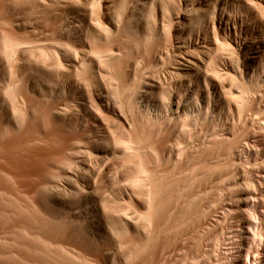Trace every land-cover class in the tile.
Instances as JSON below:
<instances>
[{"label": "rangeland", "instance_id": "374dc122", "mask_svg": "<svg viewBox=\"0 0 264 264\" xmlns=\"http://www.w3.org/2000/svg\"><path fill=\"white\" fill-rule=\"evenodd\" d=\"M40 1L0 0V264H247L248 257H254L253 262H256L257 258L264 257V212L262 213V210L264 211V141L262 144L257 145L254 139L251 140L248 136L256 133V140L257 138H261V140L264 138L262 129L263 134L260 133L259 127H255L258 126L256 119L253 121V123L256 121L254 126L246 125V122L243 125L241 124L242 122L239 123L238 120L234 119L235 115H230L232 114L231 111L227 113V110L230 109L229 102L226 105L224 103L223 106L221 103L211 101L209 106H199V103H202V99L197 97L196 94L192 97L193 101L187 100L191 101V105L186 102V104L189 103V107L185 104L186 109L191 111L189 116H182V119H176L177 121H171V118L168 119L166 116L168 114L171 115V109H173L172 101L170 100L171 103H169L170 101L168 100L169 95L166 96L162 92L149 93L148 95L144 93L143 87L151 79V76L153 78L157 73L166 74L172 71L173 61L166 59L167 56L169 57V55L166 56L167 53L162 54V51L165 53L170 51L171 48L173 49V47L170 48L171 43H173L172 27H167L166 30L170 31L165 32V34L164 29L158 32V36L154 33L157 36L156 38L153 35L156 43H153L154 47L150 45L149 54L146 53L148 52V46L144 47L142 43L141 46L136 42L140 47L138 49L134 41H140L134 39L136 35L134 36L130 33V37H125L129 32L123 28V22L128 16L126 13L131 10V0L125 5L127 7V4H129V9L128 7L125 8L128 11L117 4L116 12H114V9L112 13H115L114 16L118 15L117 11H120L119 9L121 8L127 11L121 15L122 17L125 14L126 17L123 16L125 19L122 18L124 21L121 20L119 15L115 17V19L120 18L116 20L123 21L121 26L123 29L120 28L119 30L120 34L116 30L113 32L116 31L117 33L112 32L113 35L110 33L111 30L108 31L111 34L110 40L94 35L96 39H100L99 42L101 40L103 43L107 41L106 43L108 44L102 45V42H97L90 32L86 33L84 31L85 35L83 34L82 37L79 35L81 38L91 35L94 40L88 38V42L93 41L92 45L89 43V48L93 47L90 51L94 49L91 51L93 52V57L97 62L103 63V66L100 67L101 65L97 63L98 66L94 64L96 65L95 67L92 65V67L87 68L85 66L88 63H84L85 65L83 64L78 69L74 68L70 71L69 65L71 63L68 61L73 58L71 57L72 51V56L75 57L74 53L77 54V50L75 52L74 50L77 47L81 49L80 45L77 44L78 42H75L76 40L79 41V36L75 35L70 38L69 36H64V30L62 32V29L65 28H62L63 25L60 26L59 21L62 22L64 19H68L66 22L71 23L69 21L74 19L69 25H77L75 27H78L79 24L80 27V20L77 17L74 18V13L72 12L61 14L60 16L61 11L58 10L62 4L60 2L57 3V1L61 0H45L48 2L47 9ZM175 1L177 2V0ZM179 2H182V0ZM99 3L93 4L96 5L94 7L91 5L94 12L96 11V16H100L97 15V13L100 14V11H97V5L100 8L98 10H101ZM95 7L96 9H94ZM261 10L264 11V8H261L260 12H262ZM51 13H54V15L56 13V15L54 16ZM261 14L264 15V12ZM56 17H59V19ZM155 19L153 17L152 20V25L154 26L157 23V21L154 22ZM76 20L79 21L77 22ZM19 23L26 25L23 26ZM68 23H66L67 26ZM99 24L102 25L101 22ZM34 29L37 33L32 31ZM124 31L128 34L125 33L123 35ZM131 35L134 37H131ZM67 38L69 39L67 40ZM73 38L76 39L73 41ZM139 38L140 40L143 39ZM112 39H116L113 44L109 43V41L113 42ZM67 41L70 43H67ZM157 42H160V44ZM63 43L70 45L66 46V48L68 47L66 51ZM72 43L77 44L76 46L74 45L76 48L72 47ZM118 43H121L124 47L120 46V44L118 45ZM58 44L60 47L63 44V48L58 49ZM127 44L129 45L127 46ZM117 45L122 47V50L126 47L127 57L130 54V58L138 65L137 72L134 70L129 71L124 63V66L122 65L123 67H121V62H112L113 64L109 62L111 64H108L105 61V59H109V54L111 55L116 50ZM134 46L137 48L135 52ZM129 47H132L131 50L133 49V51H130ZM72 48L75 49L72 50ZM142 48H147L144 51L145 54ZM151 49L154 50V53ZM172 49L171 53L173 54ZM139 50L141 51L139 52L140 55H144V57H140L139 53L137 54ZM159 53L164 55L162 57H165L167 63L157 57V55H160ZM171 53L168 52L170 55ZM105 54L106 57L104 56ZM152 54L153 58L156 59L157 57V65L155 59L151 60ZM98 55L99 57H96ZM100 59L102 60L100 61ZM169 61H171L170 64L173 63L171 66ZM102 68H106L107 71H101ZM123 68L127 70L125 74ZM99 70L102 74L98 72ZM126 72L130 74L127 77L125 76ZM220 74L218 72L216 75L220 80H223L224 76L222 75L221 78ZM133 75L135 78H133ZM129 76L132 77L129 79ZM191 78V80L189 78L182 79L183 83L179 79L180 81L175 82L171 89L175 88V92L178 90L180 92L182 88L181 92L183 91L182 95L184 96L186 94V86L189 84L197 86L198 77ZM200 79L202 81L201 84L205 86V81L202 78ZM226 80H223L224 84L230 83H227L229 80ZM142 81L145 83H142ZM233 84L236 83L233 82ZM249 84L248 88L251 86ZM252 85L249 88L250 90L246 87L247 85H245L247 89L245 88L244 90L243 88L241 90H244L245 93L248 90L247 93H251L250 99L252 98V102L249 104L244 99L246 103L244 102L245 105L243 103V111L244 113H252L255 118L257 110L254 111V106H256V103H252L253 101L256 102L254 98L257 96L256 92L258 91L259 93V88H257L255 82ZM241 86L243 87V85ZM241 86L238 85L240 88ZM255 87L257 90L254 91ZM47 88H50V90L48 91ZM166 88V92L168 90L171 91L170 86ZM42 90L45 92H43L44 94ZM17 91L24 96L21 94V96H18ZM46 92L48 93L47 96ZM49 94H51V97ZM160 94L162 97H168V99L165 98V101H163L164 98L162 99ZM249 94L246 95L248 96ZM99 96L107 100L109 98L112 103L115 102L114 104L123 111L124 115L129 117L126 119H129L130 123L118 119L109 108L107 109L106 107L105 109L104 104L98 100ZM197 98L200 102L196 101ZM194 101L196 102L193 103ZM167 103L170 105H167ZM250 105L254 106L250 107ZM168 106L172 108L170 109ZM196 106H199V110ZM220 106H223V109L219 108ZM62 107L63 111H61L66 113L64 115H67L66 121L59 120L58 122L55 113L60 112ZM167 107L168 109H166ZM206 107H211L210 110L213 112L210 110L208 112ZM159 109L164 110V112L167 110L165 118L164 116L161 118L163 122H160L161 119H152L150 121L142 119L144 118L141 116L143 111L144 113L156 114ZM200 111L203 115H200ZM204 114L206 115L204 116ZM258 115L259 113L257 117ZM260 116H262V113ZM152 117L155 118L156 116L152 115ZM198 117L200 118L198 119ZM230 117L233 118L232 122ZM68 119L72 124H69ZM82 123L85 126L86 123L87 125L89 124L92 129L90 128L86 132L83 130ZM237 124L240 125L237 126ZM213 134H218L219 137L222 135V139L211 142L210 139H212ZM245 140L250 142L249 146H259L258 150L260 149V152L258 151L259 154L253 152L251 155L246 152L244 158L241 159L242 163L240 165V158L236 154L233 155L235 150L232 148L238 144L243 146L246 144L244 143L246 142ZM74 143L78 144V146L75 147ZM177 143L178 145H176ZM161 145L165 147L160 148ZM167 146H169L168 148L181 146L180 148L185 149L183 161L180 160V163L177 162V164L173 162L177 160H169L167 153L165 154V149L168 150ZM186 146H188V149H186ZM123 148L126 151L130 150L127 152V156L123 152ZM120 149L123 150L120 151ZM84 151H87L88 155L86 153L85 155L80 154ZM91 151L94 154L93 156L91 155L92 153L90 154ZM189 151H194V153L192 154ZM186 152L189 153L186 154ZM156 153L160 155L158 156ZM95 155L99 157L103 155L101 157L105 158L101 159L100 157L97 159ZM122 155L125 157H122ZM80 156L82 157L79 158ZM83 157L86 158L87 168H84L85 166L82 164V162H86ZM110 157L111 160L109 161ZM243 162L247 163V166L253 167V169H248L247 166H244L247 171H252L251 173L248 172V174L245 171L243 172L245 174H242L240 172L239 168L243 167ZM91 166L97 169L93 167L95 170H92ZM65 168L70 171L71 178L67 177V171L63 170ZM87 169L91 171H87ZM140 170L144 171L141 172ZM166 170H171V173H173L172 178L165 176L164 171ZM151 173H160V176L164 175L159 177V175H150ZM220 173L223 175H220ZM227 175L231 179L237 175L244 182L247 180L251 187H255L254 189L249 187V189L257 190L256 193L259 200L255 198L254 201H258L262 206L259 213H256L253 208L244 207L242 204L240 193L246 187L248 188L249 185L245 186L247 183L241 182L244 187H239L240 184L235 187L234 185L240 182L238 180L235 182V178H233L234 182L231 180V183ZM222 176L225 179L226 177L228 178V180L226 179L227 182L224 179L221 182L219 177L222 178ZM260 177L262 178L260 179ZM142 180L143 182H141ZM138 187L141 191L138 190ZM238 188L239 190L236 192ZM236 193L239 194L236 195ZM150 198L151 200H149ZM238 204L241 205L239 206ZM253 204L254 202H252ZM98 207L100 216L103 218L102 226L113 227L111 236L104 234L95 238L90 233L88 235L87 230L89 228L85 217L92 213L91 211L94 208ZM245 209L247 210L245 211ZM102 210L104 213H102ZM243 211H251V213H248L254 216V220L259 219V222L256 221L260 225L258 231L250 229L252 233L245 229V227H249L246 223L250 216ZM137 214L140 215L138 216ZM122 216L124 217L122 218ZM120 217L124 223L120 220ZM112 222L114 223L111 224ZM245 230L249 233L247 234ZM255 231L257 232L255 233ZM256 254L258 255L257 258ZM257 261L260 260L257 259Z\"/></svg>", "mask_w": 264, "mask_h": 264}, {"label": "bare ground", "instance_id": "6f19581e", "mask_svg": "<svg viewBox=\"0 0 264 264\" xmlns=\"http://www.w3.org/2000/svg\"><path fill=\"white\" fill-rule=\"evenodd\" d=\"M38 1V0H37ZM56 1V0H55ZM132 1V6H130L131 7V10L129 11V12H127L128 10L127 9H125V8H127L128 7V9H129V4H127V7L125 6L126 5V3L127 2H130V0H61V1H57V3L58 2H60L62 5L59 7V10L58 11H61L60 12V16H61V14L63 15V14H65V13H74V18L75 17H77L79 20H76L77 22L79 21L80 23H81V26L79 27V24H78V27H75V26H77V25H75V26H70L71 25V23H72V21L74 20V19H72L71 18V16H70V18L72 19V21H69V22H71V23H68V22H66V21H68V19H64V18H62V19H64L62 22L61 21H59L60 22V26H62L63 25V27L62 28H65V29H62V32H63V30H64V32H63V35L64 36H66V37H68L69 36V38L72 36H79V35H81V37H82V35L84 34V31H86V33L88 32H90V33H92V36L93 37H98V36H100L101 38H108L109 40L111 39V34L113 35V33H115L116 31L118 32V34H120L119 33V30H120V28H122L121 26H122V22L124 21L123 19H125V14L123 15V16H125V17H121V15H122V13H126V15H128L127 17H126V20H125V22H123V28H125V31H127V32H129V34L128 33H126L125 31H124V33H122L123 35H125V33L126 34H128V35H125V37H127V36H129L130 37V33L131 34H133L134 36L136 35V37H134V36H132L131 35V37H134V39L135 40H139L140 42H138V41H134V39L132 38V40L135 42V44H136V42L138 43V45H141V43L143 44V46L145 47V46H148L147 48H148V52H146V53H150V50H149V48L151 47V46H153L154 44V42H155V37L157 38V34H159L158 32H161L163 29H164V34H165V32H167L168 30H166L167 29V27H169V28H171L172 29V32H173V34H172V36H173V43H171V45H170V48L171 47H173V49H172V52H173V54L171 53V49H170V51H167V52H165L166 50H167V48H166V50L164 51L165 53H163V51H162V54H166V56L167 55H169V57L167 56V60L169 59V60H172L173 61V67H171L172 68V71L170 72L169 71V73L167 72L166 74H159V73H157V75H154V77L152 78V76L150 77L151 79H149L146 83L145 82H143L142 81V83H145L144 84V87H143V89H144V93L145 94H148L149 95V93H165L166 94V96H168L169 97V99H168V97L166 98V97H162L161 96V94H160V96L162 97V99L164 98V100L163 101H165V98L166 99H168L169 101L171 100L172 101V104H173V109H171L172 107L171 106H168V107H170V109H171V115H169L168 114V116H166V117H168V119H170L171 118V121L173 120H175V121H177V120H179L182 116H189V113L191 114V111H188L187 109H186V105H187V107H189L188 105H189V103H190V105H191V101L189 102V101H187V100H192V97H194L193 95L194 94H196L197 95V97H201V101H202V103H199L200 105L199 106H209L210 104H211V101L212 102H217V103H221V104H223V106H224V103H225V105H226V103L227 102H229L228 104H229V110H227V113H228V111H229V113H230V111H231V113L232 114H230V115H232V116H234V119L235 120H238V122L240 123V122H242L241 124H243V125H247V124H250V125H255L256 124V121L258 122L257 123V125L258 126H255V127H259L260 128V131H261V129H262V131H263V133H264V113H263V111H264V15L263 14H261V13H263L264 11L263 10H261L262 12H260V9L262 8H264V0H182V2H179L178 0H177V2L175 1V0H131ZM41 2V4H43V6H45V9H47L46 7H48V2L47 1H43V0H41L40 1ZM96 2H100L99 4H100V6H101V10H98V9H100V8H98L99 6L97 5V11H100V14H98L97 13V15H100V16H96L95 15V13H96V11L94 12V10H93V8L92 7H94V6H96V5H93V4H95ZM55 3V2H54ZM60 3H59V5H60ZM51 4H53V3H51ZM56 4V3H55ZM119 5V6H121V7H123V9L124 10H127V11H124L122 8V11H121V9H119L120 11H117L118 12V15H119V17L121 18V20H123L122 22H120L119 20H116V19H120V18H116L115 19V17H117L118 15L116 14V16H114V14H112L113 13V10L116 8V5ZM38 5H40L39 3H38ZM58 5V4H57ZM91 5H93L92 7H91ZM53 6H54V4H53ZM56 7V6H55ZM41 8H42V6H41ZM120 8V7H119ZM43 9V8H42ZM50 9H52L51 7H50ZM56 9H58V8H56ZM94 9H96V7L94 8ZM49 10V9H48ZM47 10V11H48ZM118 10V9H117ZM114 12H116V9L114 10ZM120 12V13H119ZM47 13V12H46ZM50 13V12H49ZM56 13H58V12H56ZM56 13H55V15H56ZM52 14V13H51ZM52 15H54V13L52 14ZM54 15V16H55ZM59 16V17H60ZM155 17L156 19H155V21L154 22H156L157 21V23L155 24V26L154 25H152V20H153V17ZM59 17L57 18V19H59ZM64 17V16H63ZM67 17V16H66ZM65 17V18H66ZM68 17H69V15H68ZM73 17V16H72ZM97 17V18H96ZM123 18V19H122ZM98 19V20H97ZM18 21V20H17ZM120 23H119V22ZM19 22V21H18ZM99 22H101L102 23V25L101 24H99ZM154 22H153V24H154ZM24 23V22H23ZM62 23V24H61ZM66 23H68V26H67V24ZM18 24V23H17ZM16 24V25H17ZM19 24H22V23H19ZM70 24V25H69ZM23 25V24H22ZM26 24H24L23 26H25ZM17 26H19V25H17ZM64 26H66V27H64ZM111 26V27H110ZM27 27V26H26ZM122 28V29H123ZM168 28V29H169ZM60 29V30H61ZM14 30V29H13ZM111 30V31H110ZM114 30H116L115 32H113ZM33 32H36L37 33V31H35V29L34 30H32ZM108 31H110V33L108 32ZM170 31V30H169ZM168 31V32H169ZM108 32V33H107ZM113 32V33H112ZM116 32V33H117ZM122 32V31H121ZM59 33H61L60 31H59ZM79 33H81V34H79ZM154 33H156V35L157 36H155L154 35ZM62 34V33H61ZM78 34V35H77ZM32 35V34H31ZM85 35V34H84ZM95 35V36H94ZM122 35V36H123ZM153 35L155 36V37H153ZM116 36V35H115ZM171 36V37H172ZM47 37V36H46ZM80 36H79V38H78V40L79 41H75V42H78L77 44L78 45H80L79 47H81V49H79L78 47H77V49H75L76 47V45L77 44H73L72 45V47H75V48H72V50H74V52L77 50V54L76 53H74L75 54V57L74 56H72L73 55V51H72V55H71V57H73L70 61H68L69 63H71V65H69V67L71 68V70L70 71H72V69H74V68H79L80 66H83V64L85 63H88V65H90V66H85V67H92V65H94V64H96L97 65V63H99V65H101L100 67H102L103 66V63L101 64L99 61L97 62V60L93 57V52H91V51H93V50H91L90 51V49H92L93 47H90L89 48V43H90V45H92L91 43L93 42H91V41H89L88 42V38L90 39L91 38V40L93 39L92 37H91V35H89V37L88 36H86L87 37V39H86V37L84 38V36H83V38H81ZM96 37H95V39H96ZM110 37V38H109ZM113 38H117V37H114V36H112ZM138 37H141V38H143V39H141L142 41H144V42H142L141 40H140V38L138 39ZM160 37V36H159ZM167 37H168V35H167ZM69 38H67V40L69 39ZM46 39V38H45ZM58 39V38H57ZM74 39H76V38H73V41H74ZM59 40V39H58ZM62 41H63V39H61ZM60 40V41H61ZM66 40V39H65ZM94 40V39H93ZM99 40L100 39H96V41L97 42H99ZM113 40V42L112 41H109V43H111V44H113L115 41H116V39L114 40V39H112ZM52 41V40H51ZM55 41V40H54ZM60 41H58V42H60ZM61 41V42H62ZM69 41H71V40H69ZM156 41H157V39H156ZM170 41L172 42V40L170 39ZM169 41V42H170ZM13 42V41H12ZM57 42V43H58ZM61 42L59 43V44H61ZM63 42H65V41H63ZM74 42V43H75ZM102 42V40L99 42V43H101ZM107 42V41H106ZM103 43L102 42V45L104 44V45H106V44H108V43ZM5 43H6V41H5ZM57 43H55L56 45H57ZM67 43H70V42H68L67 41ZM65 44V43H63V44H65V48H64V50L66 51V49L68 48H66V46H68L69 44ZM156 43V42H155ZM158 44H160V42H157ZM54 44V45H55ZM59 44H58V49L60 48H63V44L61 45L62 47H60L59 46ZM120 44V46H122L121 45V43H118V45ZM123 44V43H122ZM162 44V43H161ZM165 44V43H164ZM21 45V44H20ZM19 45V46H20ZM55 45V46H56ZM75 45V46H74ZM117 45V47H116V50L114 51V52H112V54L110 55L109 54V59H105V61L106 62H108V64H111L112 62H121L120 64H121V67H123L124 66V64H126V66L128 67V69H129V71H132V70H134L135 72H137V63L135 62V61H133L131 58H130V54L128 55V57H127V54H126V47H125V49L124 50H122V47H124V46H122V47H120V46H118ZM129 44H127V46H128ZM137 44H136V47L138 46ZM151 45V46H150ZM157 45V44H156ZM70 46V45H69ZM111 46V45H110ZM142 46V45H141ZM161 46V45H160ZM160 46H158V47H160ZM135 47V46H134ZM135 47V48H136ZM154 47V46H153ZM166 47V46H165ZM165 47H163V48H165ZM9 48V47H8ZM17 48H18V46H17ZM23 48V47H22ZM107 48V47H106ZM132 48V47H131ZM131 48L129 47V49H130V51H133V49H134V52H135V50H137V48L135 49V48H133L132 50H131ZM147 48H145V49H147ZM163 48H161V49H163ZM80 51H79V50ZM114 49V48H113ZM112 49V50H113ZM128 49V48H127ZM138 49H140V47L138 46ZM143 49V53H144V51H145V49L144 48H142ZM142 49H141V51H142ZM159 49V48H158ZM19 50V49H18ZM18 50H17V52H18ZM70 50V49H69ZM108 50V49H107ZM157 50V49H156ZM156 50H155V52H156ZM25 51V50H24ZM61 51V50H60ZM79 51V52H78ZM130 51H127V52H130ZM140 50L137 52V54L139 53V52H141ZM151 51H153V53H154V50H152L151 49ZM160 53H161V51L160 50H158ZM157 51V52H158ZM16 52V53H17ZM27 52V51H26ZM64 52V51H63ZM106 52V51H105ZM168 52L169 53H171V55L170 54H168ZM61 53H62V51H61ZM130 53H132V52H130ZM159 53V54H160ZM8 54V53H7ZM18 54H19V52H18ZM136 54V53H135ZM145 54V53H144ZM162 54H160L159 56L157 55V57H159V59L160 60H162V61H165V63H167V61H166V59H165V57H162V56H164V55H162ZM13 55V54H12ZM139 55H140V53H139ZM138 55V56H139ZM105 57H106V54L104 55ZM136 56V55H135ZM161 56V57H160ZM13 57V56H12ZM96 57H99V55L98 56H96ZM140 57H144V55H140ZM140 57H138V58H140ZM149 57H151V56H149ZM154 56H153V54H152V59L151 60H153V59H155V58H153ZM157 57H156V59H157ZM144 59V58H143ZM155 59V60H156ZM163 59H165V60H163ZM99 60V59H98ZM102 59H100V61H101ZM146 60H148V59H146ZM155 60H154V62H155ZM109 62H111V63H109ZM150 62V61H149ZM158 62H159V60H158ZM170 62L171 61H169V64H170ZM124 63V64H123ZM159 63H161V62H159ZM84 64V65H85ZM107 64V63H106ZM113 64V63H112ZM118 64V63H117ZM119 64V65H120ZM172 64H170V66L172 65ZM96 65H94V67L96 66ZM123 65V66H122ZM153 65V64H152ZM156 65H157V60H156ZM160 65V64H159ZM165 65V64H164ZM98 66V65H97ZM112 66V65H111ZM169 66V67H170ZM69 68V69H70ZM77 69H75L76 71H77ZM84 69V68H83ZM92 69H96V68H92ZM106 68H102V70L101 71H107V69L105 70ZM74 70V71H75ZM90 70V69H89ZM73 71V72H74ZM92 71V70H91ZM101 71L99 70L98 72H100V74H102L101 73ZM123 71H124V74H125V71H127V70H125L124 68H123ZM93 72V71H92ZM219 72V74H220V72H221V74L219 75L221 78H222V75L224 76V78H222L223 80L224 79H227V80H229V81H227V83L228 82H230V83H228V84H224L223 82V80H220L219 78H218V76L216 75L217 73ZM223 72V73H222ZM127 74L125 75L126 77L128 76V72H126ZM91 74V73H90ZM159 74V75H158ZM93 75H95V74H93ZM130 75V74H129ZM130 77H132V76H129V79H130ZM191 77H198L197 78V80H198V83H196L197 84V86L195 85V84H192V85H188V86H186L187 87V89L185 90V93L186 94H184V96L182 95V92H181V90H182V88L181 87H179V88H181V90H180V92H179V90L177 91V92H175V88L174 89H171V88H173V86L175 85V82H177V81H180V82H182V79H184V78H189L190 80L192 79ZM133 78H135L134 77V75H133ZM195 78V79H196ZM200 78H202L204 81H205V86H203L202 84H201V82L202 81H200L201 79ZM180 79V80H179ZM134 81H136V80H134ZM194 81V80H193ZM197 82V81H196ZM233 82L234 83H236V84H233ZM256 83V85H257V88H259V93H258V91L255 93V92H253L254 94H256L257 96H255V98L257 99H255L254 98V100L256 101V102H254L253 101V103L252 104H254V103H256V106H254V111L255 110H257L256 111V117L254 118V116L255 115H252V113L250 114V112H246V113H244V109H243V107H244V105H245V101H244V99L247 101V102H249V104L252 102V98L250 99V94L249 93H247L248 92V90L246 91V93H245V88L247 87L248 88V84L250 83L251 84V86L250 87H252L253 85H252V83ZM135 83V82H134ZM183 83V82H182ZM181 83V84H182ZM185 83V82H184ZM190 83H193V82H190ZM195 83V82H194ZM249 84V85H250ZM238 85L239 86H241V85H243V87L241 86V88L240 87H238ZM245 85H247L246 87H245ZM255 85V86H256ZM168 86H170V89H171V91L170 90H168V92H166L167 91V88L166 87H168ZM182 86V85H181ZM183 86H184V84H183ZM182 86V87H183ZM20 87H22V86H20ZM19 87V88H20ZM249 87V88H250ZM135 88V87H134ZM244 88V90H241V89H243ZM246 88V89H247ZM248 88V89H249ZM257 88L255 87V89H254V91L255 90H257ZM21 89V88H20ZM26 89V88H25ZM42 89V88H41ZM48 89V88H47ZM196 89H198L197 91H196ZM252 89V88H251ZM17 90V89H16ZM19 90V89H18ZM50 90V88L48 89V91ZM52 91H53V89H51ZM133 90V89H132ZM250 90V89H249ZM36 91H37V89H36ZM18 92V91H17ZM16 92V93H17ZM20 92H21V90H20ZM44 91L42 90V93H43ZM252 92V91H251ZM22 94H23V92H21ZM21 93H17L18 94V96L21 94ZM26 93V92H25ZM38 93V92H37ZM45 93V92H44ZM43 93V94H44ZM167 93H169V94H167ZM14 94H15V92H14ZM13 94V95H14ZM21 94V95H22ZM42 94V95H43ZM47 92H46V96H47ZM246 94H249L248 96L246 95ZM12 95V96H13ZM16 95V94H15ZM14 95V96H15ZM20 95V96H21ZM51 94H49V96H50ZM159 95V94H158ZM195 95V96H196ZM17 96V95H16ZM17 96V97H18ZM22 96H24V95H22ZM37 96H39V95H37ZM16 97V98H17ZM51 97V96H50ZM103 97H104V95H103ZM102 96H99L98 97V100L102 103V104H104V106H105V109H106V107H107V109L109 108L110 110H112L113 111V113L115 114V116L118 118V119H120V120H122V121H124V122H129V119H126V118H129V117H127V115L125 116L124 115V113H123V111H121V109H119V107H117V105L116 104H114L115 102H110L109 101V98H108V100L107 99H105V98H103ZM184 97V98H183ZM251 97H253L252 95H251ZM14 98V97H13ZM19 98V97H18ZM17 98V99H18ZM21 98V97H20ZM47 98V97H46ZM49 98V97H48ZM62 98V97H61ZM60 98V99H61ZM196 98V97H195ZM229 99H230V101H229ZM47 101H48V99H46ZM50 100V99H49ZM52 100H53V97H52ZM111 100V99H110ZM171 101L169 102V103H171ZM193 101V100H192ZM196 101H199L198 100V98H197V100ZM196 101H194L193 103H195ZM49 102V101H48ZM50 102H51V100H50ZM168 102V101H167ZM186 102H189V103H187L186 104ZM200 102V101H199ZM245 102V103H244ZM169 103H167V105L169 104ZM243 103H244V105H243ZM162 104H164V103H162ZM186 104V105H185ZM170 105V104H169ZM185 105V106H184ZM197 105V104H196ZM218 105V104H217ZM216 105V106H217ZM247 105V104H246ZM199 106H196L197 107V109L199 108ZM223 106H220L219 108H221V109H223L222 107ZM252 105H250V107H251ZM252 106V107H253ZM59 107V106H58ZM168 107L166 108V109H168ZM185 107V108H184ZM211 107H212V105H211ZM211 107L210 108H208V107H206L207 108V111L208 112H210L211 110ZM57 108V107H56ZM68 108V107H67ZM82 108V107H81ZM163 108V107H162ZM192 108V107H191ZM201 108H203V107H201ZM205 108V109H206ZM216 108V107H215ZM218 108V107H217ZM218 108V109H219ZM225 108V107H224ZM228 108V107H227ZM226 108V109H227ZM245 108H246V106H245ZM14 109V108H13ZM53 109V108H52ZM59 109V108H58ZM163 109H165V108H163ZM194 109V108H193ZM248 109V108H247ZM247 109H245V110H247ZM63 111V107L62 108H60V112H56L55 114H56V118L58 119V122H59V120H61V121H66V117H67V115H64V114H66L65 112H62ZM199 110V109H198ZM210 110V111H209ZM214 110H216V109H214ZM249 110V109H248ZM247 110V111H248ZM59 111V110H58ZM66 111V110H65ZM167 111V110H166ZM165 111V112H166ZM170 111V110H169ZM168 111V112H169ZM193 111V110H192ZM202 111V110H201ZM201 111H200V115L203 113V111H202V113H201ZM220 111V110H219ZM252 111V110H251ZM164 112V110H162V109H159L158 111H157V113L156 114H150V113H144V111L142 112L143 114L141 115V116H143L144 118H142V119H144V120H148V121H150V120H160L163 116H164V118H165V113ZM207 112V113H208ZM211 112H213V111H211ZM53 113V112H52ZM206 113V112H205ZM215 113H217L216 111H215ZM259 113V115L262 113V116H260V117H262V118H260L259 117V115H258V117H257V114ZM95 114V113H94ZM152 115H155L156 117L154 118V117H152ZM203 115V114H202ZM206 114H204V116H205ZM209 115V114H208ZM207 115V116H208ZM224 115V114H223ZM55 116V115H54ZM79 116V115H78ZM97 116V115H96ZM195 116V115H194ZM212 116V115H211ZM98 117V116H97ZM214 117V116H213ZM226 117H228V115H226ZM187 118H189V117H187ZM186 118V119H187ZM193 118V117H192ZM200 117H198V119H199ZM215 118V117H214ZM230 118H232V117H230ZM229 118V120H231ZM257 118H259V119H257ZM53 119V118H52ZM55 119V118H54ZM96 119V118H95ZM177 119V120H176ZM182 119V118H181ZM256 119V121L253 123V121ZM3 120V119H2ZM69 120V119H68ZM184 120V119H183ZM190 120V119H189ZM60 121V122H61ZM97 121V120H96ZM169 121V120H168ZM233 121V118H232V120H231V122ZM68 122H70L69 124H72L71 123V121L69 120ZM77 122V121H76ZM127 122V123H128ZM153 122V121H152ZM159 122V121H158ZM160 122H163L162 121V119H161V121ZM179 122H181V121H179ZM178 122V123H179ZM212 122V121H211ZM246 122V123H245ZM91 123V122H90ZM130 123V122H129ZM146 123V122H145ZM164 123H167V122H164ZM168 123H171V122H168ZM173 124H177V123H174V122H172ZM184 123H186V122H184ZM230 123V122H229ZM245 123V124H244ZM253 123V124H252ZM65 124H67V123H65ZM78 124V123H77ZM80 124V123H79ZM94 124V123H93ZM125 124V123H124ZM183 124V123H182ZM181 124V125H182ZM229 125V124H228ZM240 125V124H239ZM238 124H237V126H239ZM81 126V125H80ZM79 126V127H80ZM82 126H83V130H85L86 132L91 128V127H89V124L87 125V123H86V126H85V124L84 123H82ZM93 126V125H92ZM131 126V125H130ZM174 126V125H173ZM182 126H184V125H182ZM214 126V125H213ZM235 126H236V122H235ZM249 126V125H248ZM75 127V126H74ZM94 127V126H93ZM158 127V126H157ZM164 127H166V126H164ZM241 127V126H240ZM245 127H247V126H245ZM244 127V128H245ZM73 128V127H72ZM103 128V127H102ZM156 128V127H155ZM237 128V127H236ZM249 128V127H248ZM254 128V127H253ZM70 129V128H69ZM92 129V128H91ZM162 129V128H161ZM182 129V128H181ZM72 130V129H71ZM78 130V129H77ZM76 130V131H77ZM80 130H81V128H80ZM169 130V129H168ZM173 130V129H172ZM171 130V131H172ZM182 130H184V129H182ZM234 130V129H233ZM74 131H75V129H74ZM93 131V130H92ZM181 131V130H180ZM214 132H215V130H213ZM262 131L260 132V133H262ZM170 132V131H169ZM231 132V131H230ZM229 132V133H230ZM249 132V131H248ZM259 132V131H258ZM181 133V132H180ZM184 133V132H183ZM186 133V132H185ZM259 133V134H260ZM262 133V134H263ZM130 134V133H129ZM249 134H251L250 132H249ZM134 135V134H133ZM157 135V134H156ZM182 135V134H181ZM256 133H254V135H253V133L251 134V135H248L249 136V139H254V141H255V143L258 145V144H262V142L264 141L263 139L264 138H262V140H261V138L259 139V138H257V140H256ZM248 136H247V139H248ZM130 137V136H129ZM156 137V136H155ZM162 137V136H161ZM168 137V136H167ZM221 137H222V135H221ZM221 137H219V135L217 134H213V136L211 137L212 139H210V141L212 142H215L216 140L217 141H219L220 139H222ZM226 137V136H225ZM234 137V136H233ZM258 137V136H257ZM227 138V137H226ZM225 138V139H226ZM162 139V138H161ZM168 139V138H167ZM166 139V140H167ZM189 139V138H188ZM205 139V138H204ZM229 139V138H228ZM132 140V139H131ZM197 140V139H196ZM160 141V140H159ZM163 141V140H162ZM165 141V140H164ZM210 141H209V143H210ZM222 141V140H221ZM246 141V140H245ZM248 141V140H247ZM244 142V143H246V144H244L243 146H241L242 144H238L237 146H233V150H235L234 152H233V155L234 154H236V156H238L239 158H240V161H241V159H243L244 158V154L246 153V152H248V154L249 155H251L253 152H256V153H258V151L260 150H258V147L256 146V147H252L251 145V147L249 146V143L250 142ZM253 141V142H254ZM166 142V141H165ZM184 142V141H183ZM229 142V141H228ZM252 142V141H251ZM221 143V142H220ZM224 143V142H223ZM264 143V142H263ZM162 144V143H161ZM200 144V143H199ZM131 145V144H130ZM160 145V144H159ZM169 145V144H168ZM170 145H172V144H170ZM175 145V144H174ZM176 145H178V143L176 144ZM187 145V144H186ZM74 146L75 147H77L78 146V144H76V143H74ZM158 146V145H157ZM193 146V145H192ZM224 146V145H223ZM240 146V147H239ZM161 147H165L164 145L162 146H160V148ZM169 146H167V148H168ZM172 147V146H171ZM168 148V150L167 149H165V154L167 153V155H168V158H169V160H177V161H173V162H175V163H177V162H179L180 163V160H182L183 159V154L185 155V153H183V152H185L182 148H180L181 146H178V147H176V146H174L173 148ZM185 147V146H184ZM183 147V148H184ZM187 148L186 149H188V146H186ZM207 147V146H206ZM234 147H237V148H235L234 149ZM124 149V148H123ZM123 149H120V151H122ZM128 149V148H127ZM156 149V148H155ZM182 149V150H181ZM191 149V148H190ZM193 149V148H192ZM203 149H204V146H203ZM211 149H212V147H211ZM221 149V148H220ZM80 150V149H79ZM157 150H158V148H157ZM198 150V149H197ZM94 151H96V150H94ZM100 151V150H99ZM105 151H107V150H105ZM126 149H124L123 150V152L124 153H126V156L128 155L127 154V152H129V151H126ZM147 151V150H146ZM187 151V150H186ZM232 151V150H231ZM79 152V151H78ZM80 152H82V151H80ZM87 152V151H86ZM85 151L83 152V153H80L81 155L83 154V155H85V153H86ZM98 152V151H97ZM115 153H116V151H114ZM113 152V153H114ZM156 152V151H155ZM158 152V151H157ZM190 152V151H189ZM189 152H186V154H188ZM192 152V154L194 153V151H191ZM190 152V153H191ZM199 152H200V149H199ZM260 152V151H259ZM89 153V152H88ZM92 153V154H91ZM111 153V152H110ZM110 153H108V154H110ZM117 153H118V151H117ZM136 153V152H135ZM150 153V152H149ZM164 153V152H163ZM214 153V152H213ZM90 154L93 156L94 154H93V152L91 151L90 152ZM119 154V153H118ZM122 154V153H121ZM130 154V153H129ZM132 154V153H131ZM155 154V153H154ZM156 154H158V156L160 155L159 153H156ZM191 154V155H192ZM219 154V153H218ZM259 154V153H258ZM86 155H88L87 153H86ZM125 155V154H124ZM217 155V154H216ZM255 155V154H254ZM78 156H79V154H78ZM77 156V157H78ZM90 156V155H89ZM96 157H97V159L98 158H100L101 156H103V155H101L100 157L99 156H97V155H95ZM118 156V155H117ZM155 156H157V155H155ZM200 156V155H199ZM218 156V155H217ZM230 156V155H229ZM82 156H80L79 158H81ZM87 157V156H86ZM109 157V156H108ZM122 157H125V156H123L122 155ZM135 157V156H134ZM167 157V156H166ZM185 157H187V156H185ZM194 157H196V156H194ZM198 157V156H197ZM247 157V156H246ZM245 157V158H246ZM252 157V156H251ZM258 157V156H257ZM84 158V157H83ZM90 158V157H89ZM105 157H101V159H104ZM206 158V157H205ZM225 158V157H224ZM235 158V157H234ZM249 158V157H248ZM86 158H84V160H85ZM92 159V158H91ZM91 159H89L90 160V162H92L91 161ZM100 159V160H101ZM109 159V158H108ZM125 159V158H124ZM236 159H237V157H236ZM87 161H88V157H87V159H86ZM85 160V161H86ZM111 160V157H110V159H109V161ZM130 160V159H129ZM219 160V159H218ZM245 160V159H244ZM243 160V161H244ZM249 160V159H248ZM247 160V161H248ZM78 161H80V160H78ZM82 161V160H81ZM87 161L86 162H82V164H83V166H85L84 168H87L86 166H87ZM131 161V160H130ZM158 161V160H157ZM160 161V160H159ZM183 161V160H182ZM246 161V162H247ZM250 161H252V160H250ZM249 161V162H250ZM98 162V161H97ZM135 162V161H134ZM154 162V161H153ZM109 163V162H108ZM240 163V165H241V163H242V161L241 162H239ZM244 163V162H243ZM248 163V162H247ZM246 163V164H247ZM78 164H79V162H78ZM106 164V163H105ZM178 164V163H177ZM176 164V165H177ZM202 164V163H201ZM245 163H244V165H243V167L241 166L240 168H239V170H240V172L242 173V174H245V173H243V172H250V170L249 171H247L245 168L246 167H244V166H247ZM250 164H251V162H250ZM65 165H67V164H65ZM90 165V164H89ZM129 165V164H128ZM157 165V164H156ZM158 165H160V164H158ZM175 165V164H174ZM181 165V164H180ZM239 165V164H238ZM238 165H237V167H238ZM96 166V165H95ZM163 166V165H162ZM81 167H82V165H81ZM90 167V166H89ZM92 167V166H91ZM94 167V166H93ZM92 167V170H95V169H97V168H93ZM103 167H104V165H103ZM138 167V166H137ZM154 167V166H153ZM156 167V166H155ZM252 167V166H251ZM249 165L247 166V168L248 169H253V167L251 168ZM64 168V167H63ZM136 168V167H135ZM164 168H166V167H164ZM168 168V167H167ZM182 168V167H181ZM197 168V167H196ZM235 168V167H234ZM69 169V168H68ZM139 169V168H138ZM143 169V168H142ZM220 169V168H219ZM264 169V168H263ZM63 170H66L67 171V169L65 168V169H63ZM70 170V169H69ZM84 170V169H83ZM90 170V169H89ZM88 169H87V171H89ZM101 170V169H100ZM176 170V169H175ZM232 170V169H231ZM91 171V170H90ZM141 171V170H140ZM144 171V170H143ZM143 171H141V172H143ZM157 171V170H156ZM167 171V170H166ZM164 171L165 172V176H168V177H171L172 178V174L173 173H171V170L170 171ZM193 171V170H192ZM95 172V171H94ZM93 172V173H94ZM96 172H97V170H96ZM139 172V171H138ZM141 172H139V173H141ZM146 172H148V171H146ZM154 172V171H153ZM193 172H195V171H193ZM226 172V171H225ZM230 172V171H229ZM232 172V171H231ZM236 172H237V170H236ZM239 172V173H240ZM252 172V171H251ZM250 172V173H251ZM98 173V172H97ZM130 173V172H129ZM160 173H161V171H160ZM160 173H154V174H150V175H155V176H157V175H159V177H162L163 175H161L160 176ZM178 173V172H177ZM197 173V172H196ZM223 173V172H222ZM222 173H220V175H223ZM227 173V172H226ZM233 173V172H232ZM231 173V174H232ZM66 174H67V177H69V178H71V173H70V171H67L66 172ZM136 174V173H135ZM144 174V173H143ZM145 174H147V173H145ZM162 174V173H161ZM187 174V173H186ZM193 174H195V173H193ZM217 174V173H216ZM235 174V173H234ZM237 175H238V173H236ZM249 174V173H248ZM247 174V175H248ZM261 174V173H260ZM174 175H175V172H174ZM219 175V174H218ZM219 175V176H220ZM226 175V174H225ZM229 175V174H228ZM227 175V177H229L230 178V176H228ZM236 175V177H233V178H235L234 180H235V182H237V180H238V182H240V183H236L237 185H234L235 187H237L239 184V187H241V186H243V183H241V182H244L239 176H237ZM146 176V175H145ZM192 176V175H191ZM194 176V175H193ZM196 176V175H195ZM217 176V175H216ZM235 176V175H234ZM244 176V175H243ZM262 176V175H261ZM264 176V175H263ZM262 176V177H263ZM90 177V176H89ZM97 177V176H96ZM136 177V176H135ZM134 177V178H135ZM141 177V176H140ZM147 177V176H146ZM154 177V176H153ZM178 177V176H177ZM176 177V178H177ZM224 176H222V178L221 177H219V179L221 180V182L223 181L222 179H224V181H226V179L228 180V178L226 177V179L225 178H223ZM232 177V176H231ZM242 177V176H241ZM262 177H260V179L262 178ZM133 178V177H132ZM138 178H139V175H138ZM150 178V177H149ZM164 178V177H163ZM167 178V177H166ZM171 178H169V179H171ZM195 178V177H194ZM197 178V177H196ZM218 178V177H217ZM232 178V179H233ZM244 178H246L245 176H244ZM88 179V178H87ZM140 179V178H139ZM162 179V178H161ZM160 179V180H161ZM231 178H230V182L232 183V181L234 182V180H232ZM144 180V179H143ZM143 180L141 181V182H143ZM172 180V179H171ZM178 180V179H177ZM232 180V181H231ZM245 180V179H244ZM166 181V180H165ZM167 181H168V179H167ZM134 182H136V181H134ZM138 182H140V181H138ZM170 182V181H169ZM217 182V181H216ZM220 182V181H219ZM218 182V183H219ZM227 182V181H226ZM159 183V182H158ZM171 183V182H170ZM175 183V182H174ZM177 183V182H176ZM245 184L247 183V180H246V182H244ZM136 184H138V183H136ZM151 184H152V182H151ZM244 184V185H245ZM117 185V184H116ZM171 185V184H170ZM220 185V184H219ZM249 184L247 183L245 186H248ZM139 186V185H138ZM143 186V185H142ZM148 187V186H147ZM150 187V186H149ZM154 187V186H153ZM169 187V186H168ZM244 187V186H243ZM243 187H242V189H243ZM249 187H251V185H249L248 186V188L246 187V189L245 190H240L242 193H240L241 195V199H242V204H243V206L244 207H246V208H253V209H255L256 211V213H259V210H261V208H262V206L258 203V201L257 202H255L254 200H255V198L257 199L258 197V195H257V190H252V189H254L255 187L254 186H252L251 188L252 189H249ZM118 188V187H117ZM161 188V187H160ZM131 189V188H130ZM134 189V188H133ZM143 189H145V188H143ZM153 189V188H152ZM166 189V188H165ZM178 189H179V187H178ZM241 189V188H240ZM138 190H140L141 191V189H139V187H138ZM146 190V189H145ZM148 190V189H147ZM155 190V189H154ZM238 190H239V188L236 190V192H238ZM126 191V190H125ZM136 191V190H135ZM144 191V190H143ZM160 191V190H159ZM183 191V190H182ZM239 191V192H240ZM148 192V191H147ZM162 192V191H161ZM145 193V192H144ZM143 193V194H144ZM152 193V192H151ZM239 193H236V195H238ZM149 195H150V193H149ZM110 196V195H109ZM130 196V195H129ZM135 196H138V195H135ZM153 196V195H152ZM107 197V196H106ZM144 197V196H143ZM154 197V196H153ZM263 197V196H262ZM168 198V197H167ZM252 198H253V200H252ZM105 199V198H104ZM130 199V198H129ZM146 199V198H145ZM153 199V198H152ZM115 200V199H114ZM149 200H151V198L149 199ZM168 200V199H167ZM239 200V199H238ZM258 200H259V198H258ZM113 201V200H112ZM158 201V200H157ZM240 201V200H239ZM238 201V202H239ZM262 201V200H261ZM236 202V201H235ZM237 202V203H238ZM252 202H254V204L252 205ZM241 203V202H240ZM127 204V203H126ZM152 204V203H151ZM161 204V203H160ZM116 205V204H115ZM141 205H143V204H141ZM235 205V204H234ZM239 206L241 205V204H238ZM237 205V207H239ZM128 206V205H127ZM178 206V205H177ZM242 206V207H243ZM263 206H264V204H263ZM211 207H213V206H211ZM131 208V207H130ZM145 208V207H144ZM148 208V207H147ZM121 209V208H120ZM137 209V208H136ZM210 209V208H209ZM251 209H249V210H251ZM263 209H264V207H263ZM104 210V209H103ZM102 210V211H103ZM242 210H244V209H242ZM247 209H245V211H246ZM257 210H258V212H257ZM108 211V210H107ZM240 211H241V209H240ZM245 211H243L244 213H247L246 215H248L249 213H251V211L248 213V212H245ZM254 211V210H253ZM92 213H90L89 215H87V217H85V218H87V219H85L87 222V226H88V230H87V232H88V235H90V234H92L95 238L96 237H101L102 235H104V234H107V235H110L111 234V230L113 229V227L112 228H109L108 226L106 227V226H102V224H103V221H102V219L103 218H101V216H100V209H99V207L98 208H94L92 211H91ZM109 212V211H108ZM126 212V211H125ZM141 212H143V211H141ZM147 212V211H146ZM264 211L262 210V213H263ZM102 213H104V211L102 212ZM105 213H107V212H105ZM126 214V213H125ZM125 214H123V215H125ZM127 214H128V211H127ZM119 215V214H118ZM138 215V214H137ZM140 215V214H139ZM138 215V216H139ZM86 216V215H85ZM108 216V215H107ZM127 216V215H126ZM249 216L250 217H248V220H247V225L249 226V227H251V228H247V227H245V229L247 230V231H251L252 232V230L253 229H256L257 231H258V228H260L259 226L260 225H258V223L256 222V221H258V220H254V216H251L250 214H249ZM124 216H122V218H123ZM135 217V216H134ZM133 217V218H134ZM137 217V216H136ZM107 218V217H106ZM112 218V217H111ZM128 218V217H127ZM138 218V217H137ZM141 218V217H140ZM139 218V219H140ZM260 218V217H259ZM139 219H137L138 221H139ZM120 220H121V217H120ZM125 220V219H124ZM129 220H131L130 218H129ZM76 221V220H75ZM121 221H123V220H121ZM132 221V220H131ZM138 221H137V223H138ZM115 222V221H114ZM114 222H112L111 224H113ZM140 222V221H139ZM244 222H246V221H244ZM259 222V221H258ZM123 223H124V221H123ZM128 223L129 224H131V222L130 221H128ZM132 224H133V222H132ZM80 225V224H79ZM115 225V224H114ZM123 225V224H122ZM127 225V224H126ZM125 226V225H124ZM135 226V225H134ZM140 226V225H139ZM103 227V228H102ZM117 227V226H116ZM126 227V226H125ZM131 227V226H130ZM143 227V226H142ZM253 227V228H252ZM136 228V227H135ZM149 228V227H148ZM103 229V230H102ZM242 229V228H241ZM250 229H252V230H250ZM116 230V229H115ZM144 230V229H143ZM245 230V231H246ZM83 231V230H82ZM118 231V230H117ZM147 231V230H146ZM245 231H244V233H245ZM246 231V232H247ZM257 231H255V233L257 232ZM242 232H243V230H242ZM249 232H247V234L249 233ZM90 233V234H89ZM253 233V232H252ZM251 233V234H252ZM144 234V233H143ZM87 235V236H88ZM112 235V234H111ZM110 235V236H111ZM242 235V234H241ZM257 235V234H256ZM243 236V235H242ZM93 237V238H94ZM104 237V236H103ZM251 237V236H250ZM244 238V237H243ZM246 238V237H245ZM248 238H249V236H248ZM248 238H246V239H248ZM256 238V237H255ZM99 239V238H98ZM261 239H263V238H261ZM96 240V239H95ZM96 242H97V240H96ZM98 242H99V240H98ZM101 242H103V241H101ZM263 242V241H262ZM119 243V242H118ZM264 243V242H263ZM263 243H262V245H263ZM261 244H260V246H262ZM262 248V247H261ZM260 250V249H259ZM262 252H263V250H262ZM258 253H259V251H258ZM263 254H264V252H263ZM257 255V254H256ZM259 255H260V253H259ZM251 256V255H250ZM264 256V255H263ZM253 257V256H252ZM258 257V255L256 256V258ZM249 258V260L247 259V261H248V263H247V261H246V263L247 264H264V257H260V259L259 258H257L258 260H260V261H257V259H256V262H253V259H254V257L253 258H251V257H248ZM240 259V258H239ZM242 261V260H241Z\"/></svg>", "mask_w": 264, "mask_h": 264}]
</instances>
